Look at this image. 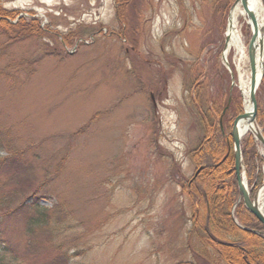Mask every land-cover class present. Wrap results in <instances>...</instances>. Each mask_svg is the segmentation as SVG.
<instances>
[{
	"label": "rangeland",
	"instance_id": "obj_1",
	"mask_svg": "<svg viewBox=\"0 0 264 264\" xmlns=\"http://www.w3.org/2000/svg\"><path fill=\"white\" fill-rule=\"evenodd\" d=\"M0 1L16 12L11 22L37 18L60 41L49 42L55 52L47 56L43 40L0 37V157L14 154L17 160L0 171L6 260L191 261V208L178 184L196 171L189 151L200 138L186 104L189 87L198 83L205 101L221 98L227 85L229 101L239 94L244 110L239 76L250 75L247 18L237 19L241 58L225 47L231 7L223 13L211 0H133V8L123 0ZM255 14L263 24L264 12ZM260 32L263 45L264 24ZM262 55L254 98L264 117ZM255 143L263 181L264 154ZM35 188L44 195L38 203L47 207L51 233L31 236L26 224L35 209L19 203ZM29 240H37L35 249L25 246Z\"/></svg>",
	"mask_w": 264,
	"mask_h": 264
},
{
	"label": "trees",
	"instance_id": "obj_2",
	"mask_svg": "<svg viewBox=\"0 0 264 264\" xmlns=\"http://www.w3.org/2000/svg\"><path fill=\"white\" fill-rule=\"evenodd\" d=\"M211 1L215 8L218 7L226 13L235 0ZM122 4L124 6L130 4L131 8L134 7L133 0H123ZM15 16L16 12L6 9L0 1V37H3L6 42H18L30 38L43 40L44 55L54 54L55 51L53 47L50 49L49 42L60 41L48 26L42 28L39 24L40 20L32 17H21L11 22ZM123 17L125 18V14ZM70 33L77 38L82 35L75 30H71ZM198 87L199 84L196 82L189 87L186 103L189 109H192L194 122L200 130L199 143L189 151V158L196 169L203 167L195 176L186 181L179 180L178 183L181 191L188 197V206L191 208L189 218L191 226L188 230L186 248L191 253L192 259L181 264H264V225L247 211L242 201L236 204L234 215L231 213L233 203L238 197L231 128L233 119L241 112L239 94L231 95L229 101V89L226 85L221 98L204 101L201 100ZM259 111L256 119L262 126L264 135V121H262L264 117ZM252 139L250 134L245 135L242 138L240 150L251 196L262 183L260 171L262 158ZM8 151H10L9 148ZM9 155L0 157V171L16 160L14 154ZM37 191H39L38 188H35L19 203V207L27 205L35 209V215L26 224V232L31 236L36 232L51 233L49 224H46L47 207H42L38 203L41 200L40 196L44 197V195L38 194ZM56 204L57 202L54 205ZM9 212L12 213V210ZM36 243L37 240H29L28 245L25 246L28 249H35ZM7 252L8 248L0 245V264H10L5 258ZM13 262L17 264L16 261L12 260Z\"/></svg>",
	"mask_w": 264,
	"mask_h": 264
},
{
	"label": "water",
	"instance_id": "obj_3",
	"mask_svg": "<svg viewBox=\"0 0 264 264\" xmlns=\"http://www.w3.org/2000/svg\"><path fill=\"white\" fill-rule=\"evenodd\" d=\"M250 0H236L234 5H240L247 16V18L250 21V26L252 29V34L251 38L248 42V47H247V57H248V67L250 71V79H249V103L251 105L250 111H245L243 110L242 113L238 114L235 119H233V124H232V129H231V137H232V143H233V156H234V171H235V177H236V183L238 187V197L236 200V204L239 201H243V204L245 208L258 220L260 223L264 225V214L261 213V209L257 203L258 201V192H255L253 197H250L249 190L247 188V184L245 182V172H243L244 166H243V161H242V154H241V137L244 136V133L241 134L237 130V124L240 120L246 119L248 123L253 124L255 127L253 131H249L252 133L254 136V140H258L259 143L263 146L264 148V137L262 133L260 132L259 129H257V124H256V113H257V102L255 97V93L257 90V86L262 78L263 75V68H262V62L260 65V75H259V80L256 82V39L258 41V48H259V57H261L262 61V46L260 38V27L258 25L257 18L255 16L253 8L250 5ZM234 5L231 7V10L234 8ZM230 14V13H229ZM228 14V22L230 15ZM223 59H225L224 55L222 56ZM262 69V70H261ZM264 150V149H263ZM198 169L196 173L199 171ZM194 173V174H196ZM234 203V204H235Z\"/></svg>",
	"mask_w": 264,
	"mask_h": 264
},
{
	"label": "bare ground",
	"instance_id": "obj_4",
	"mask_svg": "<svg viewBox=\"0 0 264 264\" xmlns=\"http://www.w3.org/2000/svg\"><path fill=\"white\" fill-rule=\"evenodd\" d=\"M258 0H250V5L252 6L251 8H253L254 12L256 13V11L258 10V8L260 9V4L258 3ZM230 18H229V22H228V26H227V32H226V36H227V46L226 47V52L230 49V48H235L237 53L239 54V56L242 58V55L244 54V46L240 35H239V31L237 29V19L239 15H243V11L241 10V8L237 5L235 6L232 10L231 13L229 14ZM262 41V34H260V38ZM264 42V39H263ZM264 45V44H263ZM264 47V46H263ZM258 41L256 39V50L258 51ZM260 65H261V57L257 56L256 57V82L259 80V75H260ZM239 86L242 92V98L244 100V110L245 111H250L251 109V105L249 103V78L245 79L244 77H240L239 76ZM254 126L251 123H248L246 119H242L238 122L237 124V130L239 131V133L243 134V132H247V131H253L254 130ZM264 200V195L262 190L259 191L258 193V202L262 203ZM260 207V204H259ZM261 209V207H260ZM264 211L261 210V213H263Z\"/></svg>",
	"mask_w": 264,
	"mask_h": 264
}]
</instances>
